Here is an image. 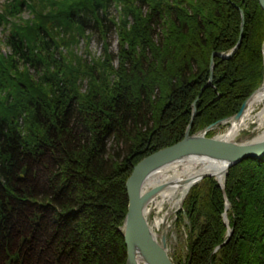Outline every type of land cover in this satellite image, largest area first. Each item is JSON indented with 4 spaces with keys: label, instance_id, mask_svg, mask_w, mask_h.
I'll return each mask as SVG.
<instances>
[{
    "label": "trees",
    "instance_id": "16d2710c",
    "mask_svg": "<svg viewBox=\"0 0 264 264\" xmlns=\"http://www.w3.org/2000/svg\"><path fill=\"white\" fill-rule=\"evenodd\" d=\"M8 1L0 12V25H12L10 53L0 56V264H125L118 227L133 164L182 139L196 99L191 132L232 115L260 85L264 13L257 0ZM113 3L116 21L109 17ZM23 6L35 18L21 26L12 19ZM237 7L244 12L240 47L230 59L214 57L212 83L200 93L211 54L230 50L239 39ZM107 22L118 37L115 55L106 52ZM91 29L106 46L101 57L86 62L68 49L72 33ZM55 47L70 53L62 60L50 53ZM22 62L23 68L41 63L53 83L21 75ZM119 142L118 153L123 146L128 152L108 164L106 150ZM41 155L56 162L46 190L33 179ZM202 184L207 190L193 186L182 205L189 224L186 260L264 264V157L229 169L232 234L216 251L226 239L223 192L212 177ZM43 245L49 256L40 255Z\"/></svg>",
    "mask_w": 264,
    "mask_h": 264
},
{
    "label": "rangeland",
    "instance_id": "374dc122",
    "mask_svg": "<svg viewBox=\"0 0 264 264\" xmlns=\"http://www.w3.org/2000/svg\"><path fill=\"white\" fill-rule=\"evenodd\" d=\"M8 2H9L8 0H0V12L5 9V5H7ZM40 2L45 4V2L42 1V0ZM40 5H41V3H40ZM47 6L44 8L45 11H47ZM29 8L30 7H28V6H23L20 13H19V11H17L16 15H15V18L12 19L13 22L23 26V20L28 19V18H35L34 11L32 12V10L29 9ZM117 10H118V8L115 7L114 3L111 4V6L109 8V13H110L109 17L111 18V16H114V19H113L114 21H116V19H117V17H116L117 16ZM5 21L6 20L3 21L4 23L2 22L3 25H0V56H7L10 53V50H11V48L9 47V45L6 42V40H7L6 37L10 33L8 28L10 29V27H11V29H12V25H10L9 22H5ZM111 23L107 22L108 31H107V36H106L107 40L106 41L108 42L109 46L106 48V52H109V50H110V52L114 53V55H115L117 53V50H118V37H117V34H116V30H115L114 27H112L113 25ZM6 34H7V36H6ZM68 35H70V34L66 35V32H65V36H68ZM72 36L74 37V40H75V42H73V46L70 45L69 49L68 48L65 49V48H59V47L56 48L55 47L56 49L51 50L50 53L52 55L55 54V56L57 58L62 59L61 57H64L65 55H68L70 53V52L66 53L67 49H68V51L71 50L72 55L74 53H76L77 55L81 56V59H84L86 62H90L91 59L92 60L98 59L99 57H101L103 55L106 44L103 42V38L101 37V35L97 31V29L96 30L95 29H91V30L87 31L84 34L79 31L78 35L72 33ZM58 37L59 36H57L56 38H58ZM263 47H264V43H263ZM230 50L225 51L223 53H228V52H230ZM235 53H233L229 58H224V59H230ZM211 56H212V54H211ZM263 58H264V56H263ZM210 59H211V57H210ZM20 61H21V59H20ZM67 61H70V60L67 59ZM52 62H53V56H52ZM113 64L115 66L117 65L116 57H115V59L113 61ZM19 65H20L19 66L20 68H19L18 71L20 72V74L21 75H26V74L27 75H31L32 79L37 84L41 85L40 82L44 81L45 79L49 80L50 76H48V73H43V70L41 69L42 68V64L41 63H40V65H37V67L39 66V68L29 67L30 69L27 68V66H25L23 68V62L19 63ZM263 66H264V63H263ZM209 70H210V62H209ZM213 71H214V68H213ZM213 71H212V77H213ZM54 72H55V70L52 73H54ZM52 73H51V76H52ZM210 74H211V70H210ZM54 77H55V75H54ZM57 78H58V76H56V79ZM54 79L55 78H53L52 80H49V81L52 82ZM209 79H210V76H209L207 82L202 86V88L200 90V93L206 87L210 86V85L205 86L208 83ZM211 83H212V80H211ZM86 84H87V79H82L79 82L81 90H84ZM263 84H264V71H263V80L261 81L260 85L257 88H255L244 99V101L241 103L239 109L236 112H234L232 115H229V116H227V117H225V118H223L221 120H218V121H216L214 123L202 125V126L198 127L194 132H191L193 121H194V119H195V117L197 115V107H196V104H195L196 100H197L196 99L192 103V110H191L190 119H189V122H190L192 114H193V109L195 107L196 108V113H195V116H194V118L192 120V124H191V128H190V134H196V135L201 134V135H204L206 137L224 138L228 134V132L231 129L232 125L235 124L239 120L241 115L243 114L245 108L247 107V103L250 100V98L252 97V95ZM244 103H245V105H244V108L242 109V112H241L240 116L237 119H233V116H235L240 111V109H241V107H242V105ZM260 107H256L252 111L253 116L260 110ZM189 122H188V124H189ZM188 124H187V126H188ZM187 126H186V128H187ZM26 129H27V127H26ZM263 130H264V123L262 125H259V122L257 120L252 119L251 121L248 122L247 125L242 126V127L239 128V131L237 132L236 136H234L232 141L234 140V141L239 142V143L256 141L254 138L256 136L260 135V133H262ZM25 134H26V130L24 131V135ZM176 142H174V143H176ZM174 143L165 145L163 147H160V148L156 149L155 151H153L151 153H148L147 155H144L138 161H140L144 157H147V156L151 155L154 152L159 151L160 149H164V148H166L168 146H171ZM119 145L122 146V143L119 142L118 144H115L113 146L114 149L109 150V148H108L106 150V152L107 151L108 152L106 154L105 159L107 160L106 162H108V164H110L113 160H121L127 154L128 151H126L127 149H126L125 146L122 147L123 150L121 151V153H118V151L121 149V146H119ZM112 152H113V154H112ZM109 153L112 154V155H110ZM42 156L43 155L40 156L41 157L40 160H38L36 163H34V166H33V170H34L33 171V174H34L33 177L34 178L33 179H34V181L36 183V186L38 188L46 190V187H48V185H49L48 184V176L52 177L50 175L56 169L55 168L56 162H55L54 158L51 155H44L43 157ZM262 157H264V156H262ZM262 157H259V158H262ZM247 158H258V157H247ZM247 158H245V159H247ZM138 161L136 163H138ZM241 161H239V162H241ZM136 163L133 164L132 169H133L134 165H136ZM238 163H236V164H238ZM236 164H234V165H236ZM132 169H131V171H132ZM131 171H130L129 175L131 174ZM227 174H228V172L225 175H222L223 176V181L222 182H220L217 177L209 176V177H212L219 184V186H220V188H221V190L223 192L224 209H223V211L221 213V217H222V221L225 223V225L227 227L226 239L221 244H218L215 247L214 251H216L224 243H226L228 241V239L230 238L231 234H232V230H229L231 227L229 226V220H228V214H227V211H228L227 209L229 208V202H228L229 200H228V197H227L226 191H225V179H226ZM128 176H127V178H128ZM155 176L156 175H154L152 178H154ZM127 178H126V180H127ZM152 178H149L147 180V182L150 179H152ZM205 178H208V177H205ZM205 178L199 180L198 182H196L194 184H191L189 189L187 188L186 192H184L183 195H181L182 187L179 186L178 187V192L176 193V195L173 196V198H171V200H169V201L166 200V201H163V202H159L161 199H160L159 194H157L147 204V207H146L147 220H148L149 224L151 225V227L153 229V232H155V235L158 238H159L160 233L162 231L161 228L163 227L164 221L166 220V223L168 225H170V228L167 231V241L166 242H167L168 255L170 256V258H171V260H172V262L174 264H188V262L190 264V259L186 260V256L188 254V232H189L188 225L189 224H188V220L185 217V214L183 212L182 205H183L184 199L187 197L190 189L193 186L197 185V186H199V188H201V190H204V191L207 190L208 187L205 184H202L203 180ZM126 180H125V182H126ZM222 184L224 185L223 186L224 189L222 187ZM145 185H147V184H145ZM125 189H126V187H125ZM126 195H127V192H126ZM127 206H128V198H127L126 207ZM126 210H127V208H126ZM158 219H161V222L158 224L159 228H155L154 222L156 220H158ZM30 230H33V228L31 227ZM19 242H20V240L16 241V243H15L16 245L14 246L15 248L18 247ZM36 250H39L38 252H41L39 245L37 246ZM41 250H42V253H40V255L44 254L46 256H49L48 253L46 254L48 248H46L44 245L42 246Z\"/></svg>",
    "mask_w": 264,
    "mask_h": 264
},
{
    "label": "water",
    "instance_id": "95a60500",
    "mask_svg": "<svg viewBox=\"0 0 264 264\" xmlns=\"http://www.w3.org/2000/svg\"><path fill=\"white\" fill-rule=\"evenodd\" d=\"M257 2L264 13V0H257ZM237 8L239 9L241 18L239 39L230 52L212 53L210 59V79L205 86L211 85L214 57L229 58L240 47L244 25V12L239 7ZM262 51L264 53V47ZM244 105L245 103L242 105L240 111L233 116V119H237L240 116ZM195 113L196 108L194 107L191 120L181 140L138 161L125 182L128 206L122 224L118 227L126 247L125 264H174L168 255L166 242L167 231L170 225L166 223V220L164 221L163 227L161 228L162 231L158 238L153 232L146 216L147 204L155 195L165 189V185L167 184H159L143 191L147 180L152 178L159 170L175 162L190 158H199L208 161L223 162L225 168L222 175H225L231 166L247 157L259 158L264 156V139L239 143L225 138L190 134ZM209 176L217 177L218 174L205 171L193 178L191 184ZM229 230L232 229L230 228Z\"/></svg>",
    "mask_w": 264,
    "mask_h": 264
},
{
    "label": "bare ground",
    "instance_id": "6f19581e",
    "mask_svg": "<svg viewBox=\"0 0 264 264\" xmlns=\"http://www.w3.org/2000/svg\"><path fill=\"white\" fill-rule=\"evenodd\" d=\"M256 107H260V110L253 116L252 111ZM252 119L257 120L259 122V125H262L264 123V84L252 95V97L247 103V107L245 108L243 114L241 115L239 120L232 125L228 134L224 138L232 140L239 131V128L247 125L248 122ZM254 139H264V130L262 131V133H260V135L256 136ZM224 168L225 164L223 162L208 161L199 158H190L188 160L175 162L159 170L155 174L156 176L150 179L146 183L147 185H144L143 191L155 187L159 184L161 185L167 183L165 185V189L161 190L158 194L161 199L159 202H163L166 200L169 201L171 200V198H173L174 195H176L179 186L182 187L181 195H183L184 192H186L187 188L189 189L192 183V179L199 176V174L205 171L217 173L218 180L222 182V172ZM160 222L161 219H158L154 222L155 228H159L158 224Z\"/></svg>",
    "mask_w": 264,
    "mask_h": 264
}]
</instances>
